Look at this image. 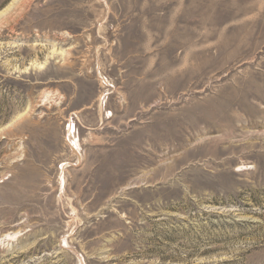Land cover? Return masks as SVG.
<instances>
[{
  "label": "rangeland",
  "instance_id": "rangeland-1",
  "mask_svg": "<svg viewBox=\"0 0 264 264\" xmlns=\"http://www.w3.org/2000/svg\"><path fill=\"white\" fill-rule=\"evenodd\" d=\"M13 2L0 264H264V0Z\"/></svg>",
  "mask_w": 264,
  "mask_h": 264
},
{
  "label": "bare ground",
  "instance_id": "bare-ground-1",
  "mask_svg": "<svg viewBox=\"0 0 264 264\" xmlns=\"http://www.w3.org/2000/svg\"><path fill=\"white\" fill-rule=\"evenodd\" d=\"M18 2H19V0H14L13 4L16 3V5H17ZM10 6H13V5H10ZM9 7H7V8H9ZM7 14H8V10H4L3 13L0 14V24H1L2 20H3V17H5ZM75 146H76V143L74 144V147ZM74 149H76V148H74Z\"/></svg>",
  "mask_w": 264,
  "mask_h": 264
}]
</instances>
